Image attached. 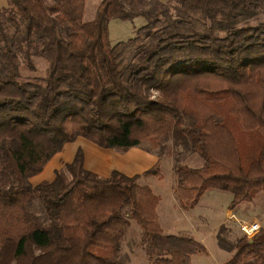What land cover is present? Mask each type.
<instances>
[{"label":"trees","instance_id":"obj_1","mask_svg":"<svg viewBox=\"0 0 264 264\" xmlns=\"http://www.w3.org/2000/svg\"><path fill=\"white\" fill-rule=\"evenodd\" d=\"M0 15V264H132L123 243L135 222L150 264H194L207 246L167 233L161 195L141 175L86 169L83 149L33 185L52 157L83 137L125 153L140 147L173 160L175 196L195 208L212 188L230 209L264 191V0H9ZM9 12V14H7ZM144 17L113 43L110 22ZM1 18V17H0ZM15 26L11 34L9 28ZM47 60L23 77L20 55ZM198 155L201 166L187 159ZM221 264H264V226L231 240Z\"/></svg>","mask_w":264,"mask_h":264},{"label":"rangeland","instance_id":"obj_2","mask_svg":"<svg viewBox=\"0 0 264 264\" xmlns=\"http://www.w3.org/2000/svg\"><path fill=\"white\" fill-rule=\"evenodd\" d=\"M101 2L102 0H86L84 9L85 21H92L95 19L98 6ZM9 5V0H0V9L5 7L7 8L9 7ZM7 14H9V12H7ZM0 17V19L4 20L3 14H1ZM145 23L146 19L144 17H138L133 21L114 19L110 22V39L113 43L126 41L136 34V28L144 25ZM9 30L12 34L15 31V26L13 25L9 28ZM20 60L21 74L23 75V77H27L30 75H41L45 73V68H47L48 65L46 59L38 55H33L32 60L36 69L35 71H33L30 69L29 60L27 59L25 53L20 55ZM202 162L203 159L198 155L194 156L192 160L187 159L186 161V163L191 166H201ZM161 165L163 177H167L169 180H171L172 178H176L173 171L174 163L171 158L164 157ZM159 179H161V177L145 176L140 181L142 183L153 185L154 190L157 193H160L159 191H161V186L158 184L161 182V180L155 181ZM174 181H176V179ZM157 185L160 187H158ZM163 189L164 188H162V190ZM232 200L233 193L231 191L212 188L209 189L200 199L199 204H197L194 208L195 211H193V213H190V216L191 214L199 216L198 221H194V225H199L200 230L198 231V234L205 236L204 244L210 251V254L195 255V258L193 260L194 264H214L216 261L221 264L232 256L233 252H229V257L227 258V252L219 248V246L217 245L218 243H216L217 241H215V235L217 236V230H219L221 225L225 224L227 228H229V237L234 241L239 240L243 236V225H247L251 221H260L262 227L264 226V191H260L253 201H244L237 205L235 207L237 212L235 213L234 217V214L226 213L230 208ZM170 201V197L166 195L159 205L158 213H160L161 216L160 222L164 226L166 225V223H169L171 218L170 214L172 213V208H168L167 206ZM164 209H169L170 213H168ZM162 211L166 212L167 214H162ZM138 227L139 226L135 222H133V225L130 228L123 243L124 250L128 251L131 254L132 264H150L144 249L138 245L140 233V227ZM194 229L195 227L190 228L191 231H194ZM131 250H133V252Z\"/></svg>","mask_w":264,"mask_h":264},{"label":"crops","instance_id":"obj_3","mask_svg":"<svg viewBox=\"0 0 264 264\" xmlns=\"http://www.w3.org/2000/svg\"><path fill=\"white\" fill-rule=\"evenodd\" d=\"M80 148L84 151L86 169L93 171L103 177H109L114 170H118L128 176L141 175L144 178L145 176L143 174L147 170L152 168L155 164H157L160 160L157 154L153 152H148L140 147H134L129 151L122 153L115 149L102 148L83 137H79L76 141L67 143L64 146V149L61 152L55 154L40 173L31 177L30 181L32 182V184L38 185L39 183L45 180L52 181L56 177L57 170L61 169L65 164L74 161L76 153ZM175 179L176 178H172L171 180H169L167 177H162L159 180H155H161V182L158 184L161 187L157 185L161 189V191H159L160 193H158L161 195V202L163 201L164 196L166 195L169 196L171 199L170 203L167 205L168 208H172V213L170 214L171 218L169 217V223H166L165 226L162 225V227L167 233L185 232L194 236L195 238L204 243L205 236L198 234V231L200 230L199 225H194V221H198L199 216H195L194 214H191L190 216V213H193L195 209L192 208L190 210H184L179 206L178 200L175 196L174 186L177 183V181H174ZM151 186L153 187V185ZM162 188L164 189L162 190ZM164 210L170 213L169 209ZM236 212V208H229L226 213H232L235 215ZM162 214L167 213L162 211ZM159 217L161 220L160 213ZM192 227H195L194 231L190 230V228ZM248 238L250 239L252 237ZM215 241H217L216 235ZM131 251L133 252V250ZM208 254H210V251ZM228 257L229 252H227V258ZM194 258L195 255H192V261L194 260ZM214 264L220 263L216 261Z\"/></svg>","mask_w":264,"mask_h":264},{"label":"built area","instance_id":"obj_4","mask_svg":"<svg viewBox=\"0 0 264 264\" xmlns=\"http://www.w3.org/2000/svg\"><path fill=\"white\" fill-rule=\"evenodd\" d=\"M235 215H233L234 217ZM262 228V224L260 221H251L247 225H243V234H245L247 237H253L260 229Z\"/></svg>","mask_w":264,"mask_h":264}]
</instances>
